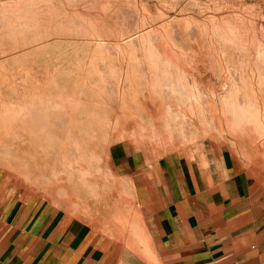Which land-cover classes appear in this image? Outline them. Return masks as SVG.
<instances>
[{
    "label": "rangeland",
    "instance_id": "374dc122",
    "mask_svg": "<svg viewBox=\"0 0 264 264\" xmlns=\"http://www.w3.org/2000/svg\"><path fill=\"white\" fill-rule=\"evenodd\" d=\"M162 169L235 181L264 234V0H0V197Z\"/></svg>",
    "mask_w": 264,
    "mask_h": 264
},
{
    "label": "crops",
    "instance_id": "0c3cea01",
    "mask_svg": "<svg viewBox=\"0 0 264 264\" xmlns=\"http://www.w3.org/2000/svg\"><path fill=\"white\" fill-rule=\"evenodd\" d=\"M162 171L118 197H0V264H264L235 181Z\"/></svg>",
    "mask_w": 264,
    "mask_h": 264
}]
</instances>
